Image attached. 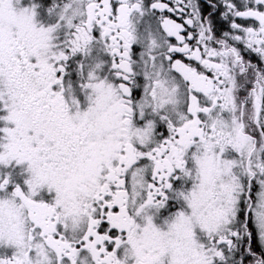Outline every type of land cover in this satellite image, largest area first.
I'll return each mask as SVG.
<instances>
[{"label":"snow or ice","instance_id":"1","mask_svg":"<svg viewBox=\"0 0 264 264\" xmlns=\"http://www.w3.org/2000/svg\"><path fill=\"white\" fill-rule=\"evenodd\" d=\"M0 264H264V0H0Z\"/></svg>","mask_w":264,"mask_h":264}]
</instances>
